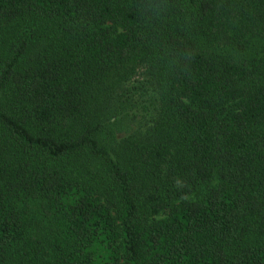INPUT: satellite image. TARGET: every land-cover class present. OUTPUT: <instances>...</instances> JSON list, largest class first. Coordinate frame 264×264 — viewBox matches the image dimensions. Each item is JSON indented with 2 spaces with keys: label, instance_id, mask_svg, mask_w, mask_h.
I'll return each instance as SVG.
<instances>
[{
  "label": "trees",
  "instance_id": "1",
  "mask_svg": "<svg viewBox=\"0 0 264 264\" xmlns=\"http://www.w3.org/2000/svg\"><path fill=\"white\" fill-rule=\"evenodd\" d=\"M0 264H264V0H0Z\"/></svg>",
  "mask_w": 264,
  "mask_h": 264
},
{
  "label": "rangeland",
  "instance_id": "2",
  "mask_svg": "<svg viewBox=\"0 0 264 264\" xmlns=\"http://www.w3.org/2000/svg\"><path fill=\"white\" fill-rule=\"evenodd\" d=\"M155 217H156V218H162V217H164V213H159V214H157Z\"/></svg>",
  "mask_w": 264,
  "mask_h": 264
}]
</instances>
